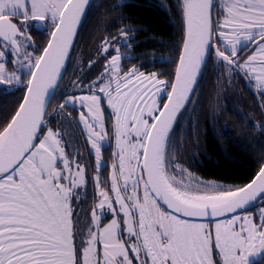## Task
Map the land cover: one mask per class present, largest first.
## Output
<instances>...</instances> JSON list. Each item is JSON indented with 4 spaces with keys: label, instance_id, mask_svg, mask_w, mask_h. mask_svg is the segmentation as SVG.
I'll use <instances>...</instances> for the list:
<instances>
[{
    "label": "snow or ice",
    "instance_id": "obj_1",
    "mask_svg": "<svg viewBox=\"0 0 264 264\" xmlns=\"http://www.w3.org/2000/svg\"><path fill=\"white\" fill-rule=\"evenodd\" d=\"M89 4L0 0V88L24 89L18 108L0 117V264L264 262V165L242 186L202 181L174 163L171 135L209 51L264 107V0H179L183 44L168 80L125 70L118 41L128 29L102 41L98 77L80 82L79 92L74 84L59 104L61 115L79 106L76 123L95 158L98 203L82 219L73 204L87 164L66 151L64 133L46 114ZM33 23L47 29L42 49L33 45ZM110 137L111 171L102 181ZM257 200L258 214H248Z\"/></svg>",
    "mask_w": 264,
    "mask_h": 264
},
{
    "label": "trees",
    "instance_id": "obj_2",
    "mask_svg": "<svg viewBox=\"0 0 264 264\" xmlns=\"http://www.w3.org/2000/svg\"><path fill=\"white\" fill-rule=\"evenodd\" d=\"M178 3L179 0H91L79 25L63 81L46 114L49 127L57 130L62 122L76 126L77 109L66 108L61 115L59 104L74 84L86 85L98 77L104 60L97 49L104 39H112L122 29H128V39L118 41L125 69L136 66L145 72L155 71L165 80L172 78L184 36ZM33 34L37 36L35 47L42 49L47 34L36 31ZM213 57L211 55L192 99L171 130L174 163L202 181L242 186L264 162V127H261L264 107L259 95H255L241 75L228 73ZM90 61L97 62L90 68ZM76 91L79 92V88ZM23 94V87L1 90L0 117L13 113ZM56 103L59 104L55 107ZM83 148L90 175L92 155L85 142ZM106 154L109 156L110 152ZM91 197V194L87 196L85 203L88 204L82 208L73 204L82 219V213L92 208Z\"/></svg>",
    "mask_w": 264,
    "mask_h": 264
},
{
    "label": "flooded vegetation",
    "instance_id": "obj_3",
    "mask_svg": "<svg viewBox=\"0 0 264 264\" xmlns=\"http://www.w3.org/2000/svg\"><path fill=\"white\" fill-rule=\"evenodd\" d=\"M38 23H33L29 25V31L30 34L32 35V42L34 45L35 39L36 37L33 34V31L36 32H43L44 34H47V29L45 30H38L37 27ZM40 25V24H39ZM29 51H32V48H29ZM9 59H11V57H9ZM9 70L11 71V65L8 66ZM64 78V77H63ZM63 81V79L61 80V82ZM60 82V84H61ZM22 86L19 87H12V86H5L4 88H0V91L3 89H10V88H15L18 89ZM66 97H64L63 99H65ZM59 103H56L55 107L58 105ZM77 109V108H76ZM58 112H59V108H58ZM77 112V111H76ZM65 120V119H63ZM76 121V120H75ZM77 122V121H76ZM75 122L76 126L74 125V123H69V122H65V124L62 123H55L58 124V128L57 130L61 131L64 133V139L65 142L70 145L69 147L66 148V151L70 154V155H74L75 153L79 152L81 154H79V158L86 162V164L88 165V160L85 156V152H84V148H83V143L85 142V145L87 147V143H86V139L83 136L82 132H81V128L78 126V124ZM71 124V126H70ZM51 127V126H50ZM114 145L112 143V141H110V143L106 146L103 147L102 152H103V157H104V163L106 165H108V167L104 168L101 172V180H106L109 177V173L111 171V153L113 151ZM88 149V147H87ZM106 151L110 152V155L108 156L106 154ZM90 166L92 167V163L90 164ZM90 170L89 168H87V171ZM92 170L93 167L91 169L90 175H88V172H86V186L82 187L80 189H78V193H79V200L74 201L76 206L78 208H82L83 206L87 205L85 202L88 200L87 196L89 194L92 195L91 200H92V207L94 206V203L96 201V195H95V189L93 187V183H92ZM110 184V182H109ZM86 208V207H85ZM254 211H256V209H254ZM90 214V212H88ZM84 213H82L83 215ZM264 262H261V264H263Z\"/></svg>",
    "mask_w": 264,
    "mask_h": 264
},
{
    "label": "water",
    "instance_id": "obj_4",
    "mask_svg": "<svg viewBox=\"0 0 264 264\" xmlns=\"http://www.w3.org/2000/svg\"><path fill=\"white\" fill-rule=\"evenodd\" d=\"M91 1V0H90ZM86 11V10H85ZM85 11H84V13H85ZM84 15V14H83ZM82 18H83V16H82ZM82 18H81V20H82ZM81 20H80V22H79V25H80V23H81ZM38 30H45L46 28L43 26V25H39V24H37V27H36ZM78 28H79V26H78ZM78 28H77V30H76V34H77V31H78ZM47 33V32H46ZM75 38H76V36H75ZM211 54H213L214 55V53H212L211 51H209L208 53H207V55L205 56V58H204V62H203V65H202V67L200 68V70H199V74H198V76L196 77V79H195V86H194V91H193V95H194V92H195V90H196V88H197V85H198V82H199V80H200V78H201V76H202V74H203V71H204V69H205V67H206V65H207V63H208V61H209V59H210V56H211ZM69 59V58H68ZM67 63H68V60H67V62H66V64H65V67H64V70H63V75H62V79H63V77H64V74H65V70H66V67H67ZM61 79V80H62ZM247 85H248V87L255 93V95L256 96H258V94L256 93V90L253 88V87H251L248 83H247ZM57 90V89H56ZM56 90H55V92H56ZM55 94V93H54ZM54 94L53 95H51L50 97H49V99H50V103L48 104V108H47V111H48V109H49V106H50V104H51V102H52V99H53V97H54ZM193 95H192V97H193ZM192 97H191V99H192ZM190 99V100H191ZM190 100L184 105V107L180 110V112L178 113V115H177V117H176V119L178 118V116L180 115V113L182 112V110L185 108V106L190 102ZM176 121V120H175ZM175 123V122H174ZM173 126H174V124H173ZM173 126H172V128H173ZM172 130V129H171ZM262 165H264V162H263V164ZM260 202H261V200H257L254 204H252V205H250L249 206V208H248V210L250 209V208H252V207H254L255 205H257V204H260Z\"/></svg>",
    "mask_w": 264,
    "mask_h": 264
},
{
    "label": "rangeland",
    "instance_id": "obj_5",
    "mask_svg": "<svg viewBox=\"0 0 264 264\" xmlns=\"http://www.w3.org/2000/svg\"><path fill=\"white\" fill-rule=\"evenodd\" d=\"M216 2L218 3L219 2V0H216ZM34 47H35V42H34ZM36 48V47H35ZM104 63H105V61H104ZM125 70H127V69H125ZM140 71H142V70H140ZM142 72H145V71H142ZM153 72H155V71H153ZM145 73H152V72H145ZM155 73H157V72H155ZM161 79H164V78H162V77H160ZM165 80V79H164ZM77 88H79L78 86H77ZM105 107H106V105H105ZM77 112L75 113V120L76 121H78V118H79V106L77 105ZM59 119V118H58ZM80 128H81V132H82V134H83V136L85 137V135H84V133H83V129H82V126L81 125H78ZM86 139V138H85ZM110 141H112V143H113V145L115 144V141H114V138H109L106 142H105V144H104V146H106V145H108L109 143H110ZM87 147H88V149L90 148V146L89 145H87ZM94 166H95V158H94V155H92V167H93V170H92V183H93V187H94V189H95V195H96V201H95V203H94V205L96 204V203H98V195H97V191H96V188H95V176H96V172L94 171ZM100 178H101V175H100ZM109 186H110V184H109ZM260 207H261V205L260 206H258L257 207V209H256V211H248V214H258V212H259V210H260ZM111 214L109 213L106 217H105V219L102 221V225L103 224H107L108 222H110V220H111ZM257 218H258V216H257Z\"/></svg>",
    "mask_w": 264,
    "mask_h": 264
},
{
    "label": "crops",
    "instance_id": "obj_6",
    "mask_svg": "<svg viewBox=\"0 0 264 264\" xmlns=\"http://www.w3.org/2000/svg\"><path fill=\"white\" fill-rule=\"evenodd\" d=\"M264 264V263H263Z\"/></svg>",
    "mask_w": 264,
    "mask_h": 264
}]
</instances>
